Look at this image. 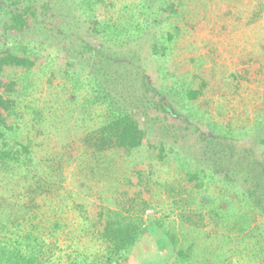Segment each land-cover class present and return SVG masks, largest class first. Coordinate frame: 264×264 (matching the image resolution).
<instances>
[{"label":"rangeland","instance_id":"rangeland-1","mask_svg":"<svg viewBox=\"0 0 264 264\" xmlns=\"http://www.w3.org/2000/svg\"><path fill=\"white\" fill-rule=\"evenodd\" d=\"M23 1L40 10L39 18L45 15L52 23H32L31 30L20 34L5 31L0 8V48L4 43L14 47L23 44L48 59L14 96L20 100L24 123L32 128L37 144L51 152L49 164L63 166L54 171V176L65 179L60 189L37 196L36 222L47 240L57 241L66 251L65 245L73 236L69 238L68 232L77 230L80 235L81 228L90 223L82 218L79 204L84 208L87 204L92 208L94 203L115 206L119 202L125 208L139 206L130 205L134 197L139 204L140 198L149 202L146 218H162L167 227L180 230L181 225L188 228L197 224L204 231L216 227L211 215L193 204L183 219L180 208L172 204L173 198L179 200V193L187 194L183 189L190 190L186 172L196 164L195 158L200 160L219 146L225 148L226 153H219V157L227 167L237 161L241 165L252 162L251 157L232 158L228 152L232 135L240 138L242 148L256 155L259 151L264 129V0H184L174 16L176 35L165 56L155 45H159V23L169 0ZM43 4L51 7L46 10ZM94 49L102 50L96 66L103 62L115 78L110 92L123 93L132 104L141 100V105L151 106L138 107L136 114L151 108V116L163 119L165 126H155L152 134L181 153L179 167L171 158L165 162L147 160L137 152L129 155V160L109 150L95 153L93 132L108 112L88 85L87 71L94 67V60L87 63L88 57L81 54ZM154 89L165 98L174 117L167 118L158 104L151 103L156 99ZM189 90L197 92L190 102L186 101ZM34 111L41 115L37 117ZM136 116L147 128L142 115ZM212 163L209 160L204 166ZM136 165L142 170L138 177L136 173L131 176ZM215 176L204 194L235 195L237 189L221 181L219 173ZM201 195L195 192L188 199L199 201ZM242 210L252 213L254 223L264 219L255 210ZM200 211L204 218L199 217ZM89 239L83 238V244ZM195 240L199 252L204 249L198 252L200 257L214 260L213 264H264L247 254L232 255V245L221 246L219 238L209 241L203 234ZM172 249L164 228L152 222L127 259L118 264H157L167 257L171 263L175 258ZM62 259L68 264L66 255Z\"/></svg>","mask_w":264,"mask_h":264},{"label":"trees","instance_id":"trees-1","mask_svg":"<svg viewBox=\"0 0 264 264\" xmlns=\"http://www.w3.org/2000/svg\"><path fill=\"white\" fill-rule=\"evenodd\" d=\"M183 1L169 0L163 9L157 36L159 45H155L161 55H166L175 39L177 29L174 16L182 9ZM43 6L46 10L51 7L50 4ZM0 8L1 25L5 31L20 34L31 30L32 23H52L51 20V22L45 20V15L39 18L40 10H36L33 4H26L23 0H1ZM4 44L0 48V264H63L62 257L65 255L68 264H118L127 259L148 230V224L152 222L164 228L173 244L172 250L175 255L173 262L170 263L167 257V260L157 264H213L214 260L199 255L204 249L199 252L195 239L203 234L204 239L209 241L221 239V246L231 244L232 255L247 254L254 261L264 263V219L254 223L256 219L254 220L252 213L248 214L242 210L243 207L250 208L264 218V129L257 155L251 149L242 148L240 138L231 136L232 143L228 146V152L232 158L251 157L252 162L248 160L246 164L241 165L237 161L232 167H227L219 157V153H226L225 148L219 146L218 150L207 152L202 159L195 158L196 164H192L190 170H187V183L191 188L188 191L183 189V193L187 194L179 193V200L173 198L172 204L180 208V216L183 219L186 218L185 211L190 209L192 204L205 210L215 222L216 227L211 231L199 230L197 224L188 228L181 225V229L177 230L174 226L167 227L162 218L148 219L144 214L150 206L149 202L140 198L139 204L134 197L130 205L139 206L125 208V204L119 202L115 206L94 203L92 208H88L87 204L84 208V204H79L83 207L82 218L86 224L88 221L90 223L81 228L80 235H77V230L68 232L69 238L70 234L73 236L65 245L66 251L57 241L49 242L36 222L39 217V213L35 212L39 206L37 196L44 195L54 188L60 189L65 179L62 175L54 176V171L63 166L49 164L51 152L37 144L32 128L24 123V111L21 109L20 100L14 97L16 94L19 95L29 75L48 59L44 54L37 53L33 48L23 44L19 47ZM101 53V49L90 52L85 50L81 53L88 57L87 63L94 60V67L87 71L88 85L95 93V100L107 107L108 112L102 125L93 132L94 136L96 135L93 144L95 153L109 150L115 155H120L118 157L129 160L128 156L137 152L147 160L165 162L171 158L179 167V161H182L181 153L152 134L155 126H165L161 122L163 119L151 116L149 113L151 108L136 114L138 107L142 109L151 106L141 105L143 102L141 100L138 104H132L124 98L123 93L120 92L119 97L114 91L110 92L109 88L115 78L110 73V67L103 62L100 67L96 66V59ZM72 62L74 69L75 62ZM169 67L173 68L172 65ZM82 70L78 79L82 75ZM94 70L96 75L93 74ZM6 92L11 94L5 96ZM196 96V91L189 90L186 101L190 102ZM154 97L156 99L151 103L158 104L166 112L167 118L175 116L164 97L157 93ZM262 109L264 111V101ZM34 112L37 117L41 115L38 111ZM136 115L144 116H141V120L143 118L142 123L148 124L147 128L144 129L139 124ZM171 131H167L166 134L169 135ZM207 145L208 143L205 146ZM97 159L101 162L98 156ZM209 160L213 163L205 167ZM134 167L131 176L135 173L137 177L141 176V168L138 165ZM215 173L222 176L220 180L225 181L228 187L237 189L235 195L229 197L223 194L218 197L204 194L214 181ZM129 181L132 183L130 175ZM194 191L203 194L199 201L188 199V195H192ZM77 201L75 198V202ZM95 209L98 211L94 212ZM198 215L200 218L205 217L202 211ZM56 226L61 227L59 222H56ZM88 236L90 239L83 244V238ZM179 239L185 241V244L180 243Z\"/></svg>","mask_w":264,"mask_h":264},{"label":"built area","instance_id":"built-area-1","mask_svg":"<svg viewBox=\"0 0 264 264\" xmlns=\"http://www.w3.org/2000/svg\"><path fill=\"white\" fill-rule=\"evenodd\" d=\"M148 211V210H147Z\"/></svg>","mask_w":264,"mask_h":264}]
</instances>
